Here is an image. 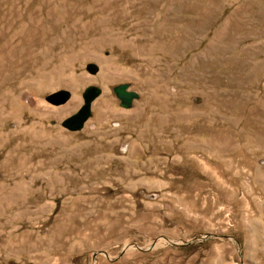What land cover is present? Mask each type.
<instances>
[{"label": "rangeland", "instance_id": "obj_1", "mask_svg": "<svg viewBox=\"0 0 264 264\" xmlns=\"http://www.w3.org/2000/svg\"><path fill=\"white\" fill-rule=\"evenodd\" d=\"M0 264H264V0H0Z\"/></svg>", "mask_w": 264, "mask_h": 264}, {"label": "water", "instance_id": "obj_2", "mask_svg": "<svg viewBox=\"0 0 264 264\" xmlns=\"http://www.w3.org/2000/svg\"><path fill=\"white\" fill-rule=\"evenodd\" d=\"M115 93L117 94L118 99L121 101V104L124 108H130L133 100L137 98V95L133 92L127 91V87L124 85L118 86L115 88ZM100 95V91L96 90L94 88H89L84 93V100H85V106L80 110L79 113L74 115L73 117L67 119L63 124L64 126L70 128L71 130H81L86 120L90 117V104L91 102L97 98ZM62 102H65V98H62ZM210 238H217L222 240H231L228 236H217V235H206L202 238H193L187 242L184 243H178L169 240V244L175 247H190L192 245H195L197 243H202L207 239ZM157 242V239H155L150 246L149 249H152L155 247ZM138 250L142 252H146L149 249H142L140 247H136ZM123 252H126V249L123 250ZM122 252V253H123ZM106 257L110 259V257L107 255V253H103ZM97 254L94 255V260L96 258ZM111 260V259H110Z\"/></svg>", "mask_w": 264, "mask_h": 264}, {"label": "bare ground", "instance_id": "obj_3", "mask_svg": "<svg viewBox=\"0 0 264 264\" xmlns=\"http://www.w3.org/2000/svg\"><path fill=\"white\" fill-rule=\"evenodd\" d=\"M152 243H153V242H152ZM160 243H164V240H163V239H157V242H156L155 247H156V246H159ZM169 243H170L169 240H167V244H169Z\"/></svg>", "mask_w": 264, "mask_h": 264}]
</instances>
